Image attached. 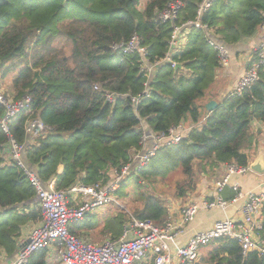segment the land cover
Instances as JSON below:
<instances>
[{
	"label": "trees",
	"instance_id": "obj_1",
	"mask_svg": "<svg viewBox=\"0 0 264 264\" xmlns=\"http://www.w3.org/2000/svg\"><path fill=\"white\" fill-rule=\"evenodd\" d=\"M167 1L0 0L1 81L15 72L4 94L12 98L29 95L31 117L50 127L26 141L28 116L21 113L11 124L18 142H26L25 164L43 185L54 181L55 188L69 189L101 180L108 168L121 167L140 148L142 122L155 133H167L182 121L199 125L179 143L162 146L149 165L131 174L139 177L138 182L176 168L192 179L194 164L201 169L232 162L248 166L251 123L264 124V64L249 88L240 94L228 93L203 116L197 99L215 81L218 54L206 32L191 27L186 43L171 55L182 67L162 61L169 51L173 27L194 20L201 0H182L177 18L162 22L157 13ZM200 21L215 41L229 49L252 36L264 22V0H213ZM134 33L147 48L148 64L159 63L150 80L138 54L119 57L111 50L113 43L127 42ZM147 81L150 94L142 96L135 107L131 98L145 90ZM106 93L115 96L113 102L106 101ZM2 113L0 106V117ZM6 142L0 129V255L13 253L23 227L41 219L34 188L20 170L3 164ZM185 191L179 186L177 195L183 196ZM234 195L230 187L225 188V199ZM140 197L142 207L134 216L161 224L166 203L150 193ZM261 215L264 230V205ZM125 221V213L109 209L101 216L71 220L67 228L72 236L96 232L114 239L121 235ZM205 246L198 264H264V255L256 251L243 255L234 238L220 237ZM44 263L42 249L27 264Z\"/></svg>",
	"mask_w": 264,
	"mask_h": 264
},
{
	"label": "built area",
	"instance_id": "obj_2",
	"mask_svg": "<svg viewBox=\"0 0 264 264\" xmlns=\"http://www.w3.org/2000/svg\"><path fill=\"white\" fill-rule=\"evenodd\" d=\"M212 2L213 0H201L194 20L173 27L169 40V50L172 49L162 61L170 62L171 67L175 68L177 63L171 59V55L181 48L183 34L193 27L206 32L209 44L217 51L220 67L229 64L227 46L215 41L209 34L211 30L200 21ZM182 5V0H168L158 11L157 19L162 22L174 21ZM260 28L263 35L247 61L242 76L237 80L233 94H240L258 79V70L264 64V22ZM141 42V38L134 33L127 42L113 43L111 50L119 57L127 53L138 54L144 64L142 71L150 80L154 66L159 63L148 64L147 48ZM144 85L145 90L131 98L135 107L142 96L147 97L150 94L148 81ZM94 89H98L97 84L94 85ZM114 98L111 93L105 94L108 102H113ZM0 106L3 108L0 129L7 137L3 164L16 167L23 173L35 190L41 211V219L21 241L16 255L6 264H27L36 252L50 247H55L61 264H143L150 255L154 256V264H195L201 248L220 237L236 239L243 255L252 251L264 255L261 215L264 205V182L256 191L242 192L239 184L237 182L231 184L230 179L235 174L246 173L249 165L242 167L233 162L224 164V173L214 181L210 198H203L200 203L194 201L178 209L181 216L179 224L171 218L163 225H158L149 219L131 217L118 238L108 239L100 244L88 243L68 232L67 226L71 220H82L86 215L93 214L106 205L118 204L116 191L123 180L143 169L162 146L179 143L185 132L197 125L185 128L182 126V121L179 125L170 128L167 133H155L148 131L142 122L140 148L130 153L124 165L113 168L114 176L110 182L104 183L102 178L88 185L79 183L69 189H57L54 181L49 182L47 186L43 185L36 172L25 164L23 150L26 142H18L11 130V124L16 117L24 113L28 116L24 122L26 141L39 133L45 134L50 131V127L41 119L31 117L33 113L31 97L29 95L20 98L7 97L0 86ZM226 187H230L235 192L231 199L223 197ZM238 200H243L239 217L217 220L211 228L194 232L182 246L175 250L171 249L169 242L177 237L182 231V226L191 220L201 207L225 209L230 203Z\"/></svg>",
	"mask_w": 264,
	"mask_h": 264
},
{
	"label": "crops",
	"instance_id": "obj_3",
	"mask_svg": "<svg viewBox=\"0 0 264 264\" xmlns=\"http://www.w3.org/2000/svg\"><path fill=\"white\" fill-rule=\"evenodd\" d=\"M187 33L188 32H185L182 36L183 38L182 44L186 43L187 41V38H186ZM262 35H263V31L259 27L252 36L242 38L239 43H237L233 47H230L229 49L227 47L229 51V64L225 67H220L219 69H217L215 80L221 79V81L217 84L216 89L212 93V96H209L204 101L203 107H204L205 112H207L205 109V104L208 101L215 100L219 102L222 99V97L226 96L230 92L232 93L237 80L242 76L245 66L247 64V61L249 60L250 56L254 53V50L256 46L258 45ZM223 80H226V84H227V86L224 89L220 87L224 83ZM216 93L218 94L214 98ZM197 104L199 106L201 105V103H197ZM204 115L205 113L203 114V116ZM202 121L203 119L200 120V123ZM195 125H199V124H194L192 122H185V121L182 124V126L185 128H190ZM189 131L185 132V134L188 133ZM250 133L253 136V141H252V145L250 146V149L246 150V154L248 156V165L250 166L251 164L256 163V162L263 164L264 163V124L256 120L252 121L251 126H250ZM213 169L214 170L221 169L220 170L221 174L218 177H213L215 178L213 180L211 179V177L207 178L206 180L205 179L200 180V182L197 183L196 185L194 184L192 185L193 186L192 188L194 189L193 192H190V191L187 192L185 194L186 197H184L185 196L184 195L182 196L184 198H179L177 203L174 204L173 206L166 205L167 207L166 217L162 221V223L158 225H163L166 222V220L169 218H171V220L174 221L176 224H179L181 221V216L179 215L178 209L181 206L190 204L194 201H196L197 203H200L199 201H201V199L210 198L211 194L213 193L214 181L217 180L224 173V164L219 165ZM61 171H62V165H59L58 173H60ZM113 176H114V169L113 167H110L107 169L106 174L103 175L102 178L103 180H105V183H107L112 180ZM235 182L239 184L240 190L242 192L256 191L260 187H262V184L264 182V172L259 174V173H256L250 170V167H249V170L246 173L239 174V175L235 174L231 177L230 183L233 184ZM117 191H116V198H117ZM117 202H118V199H117ZM34 203L38 205V200L36 196H35ZM242 204H243V200H238L235 203H230L225 209H218V208L204 209L201 207L198 210V212L194 215V217L191 220L187 221L182 226V231L177 235V237L174 240L169 242L171 249L175 250L176 248L182 246L186 242L187 238L190 235H192L194 232L211 228L212 225L217 220L239 217ZM89 215H97V214L95 212ZM98 215H104V213L100 212V214ZM131 217H135V216L131 214L126 215V221H125L124 227ZM38 222H31V223L26 224L23 227L22 232H21L22 234L20 238L18 239L17 249L11 254L2 252L0 255V264H6L16 255V253L18 252L20 248L21 241L28 235L30 230ZM124 227H123V230H124ZM101 236H102V240L98 242H92L88 240L87 238L88 236L86 237L77 236V237L91 244H100L108 239H111L110 237H107L104 235H101ZM204 250H206V246H203L201 248L198 259L195 264H198L200 262L201 257L205 253ZM44 264H61V260L56 252L55 247H50L48 249H45V263ZM143 264H154V256L150 255L147 261Z\"/></svg>",
	"mask_w": 264,
	"mask_h": 264
},
{
	"label": "rangeland",
	"instance_id": "obj_4",
	"mask_svg": "<svg viewBox=\"0 0 264 264\" xmlns=\"http://www.w3.org/2000/svg\"><path fill=\"white\" fill-rule=\"evenodd\" d=\"M147 0H140V3L144 4ZM70 47V46H69ZM69 47L67 46L65 48V52L68 53ZM15 74V72L11 74H7L3 80L0 79V86L3 91H6L9 87V83L11 81L12 76ZM216 81V82H215ZM212 84H210L207 88V91L205 93L204 97L198 98L197 103H201L200 105V112L201 114H204V108L203 104L204 101L209 97L212 96V93L216 89L217 84L221 81L215 80ZM224 83L220 86L221 88H225L227 86L226 80H223ZM218 93L215 94L214 98L217 96ZM150 163V162H149ZM149 163L147 165H149ZM146 165V166H147ZM145 166V167H146ZM204 169L199 168L196 164H194V173L192 179H190L189 176H186L184 173H182L178 168L174 170H169L164 175H159L158 177H151V178H145L144 180H140L138 182L139 177L136 175H130L126 177L121 187H119L117 191V199L118 204H112V205H106L105 207L98 209L96 211V214L106 213L109 209H119L123 213H125V217L128 214L134 215V211L137 209H140L142 207V199L140 197L141 193H150L156 196H159L166 205L173 206L177 203L179 198H184L182 196H178V187L183 186L185 188V194L187 192H193V183L191 180L194 181V185L200 182V180L210 178L213 180L218 177L221 172V169H211L209 166H204ZM204 174V176H203ZM195 187V186H194ZM122 194L121 196L119 195ZM125 194V195H124ZM101 216V215H98ZM157 224V223H156ZM88 240L92 242H98L102 240V236L99 234H93V235H87ZM206 251V250H204ZM203 251V252H204Z\"/></svg>",
	"mask_w": 264,
	"mask_h": 264
},
{
	"label": "water",
	"instance_id": "obj_5",
	"mask_svg": "<svg viewBox=\"0 0 264 264\" xmlns=\"http://www.w3.org/2000/svg\"><path fill=\"white\" fill-rule=\"evenodd\" d=\"M172 49V48H171ZM171 49L169 51H171ZM182 65L181 63H177V65L175 66V68H181ZM218 106V102L215 100H210L205 104V109L207 112H211L212 110H214L216 107ZM250 170L256 172V173H263L264 172V163L261 164L259 162L253 163L250 166ZM35 201V200H34Z\"/></svg>",
	"mask_w": 264,
	"mask_h": 264
}]
</instances>
